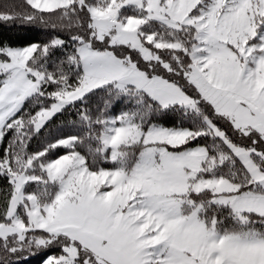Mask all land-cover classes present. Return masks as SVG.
<instances>
[{
    "label": "snow or ice",
    "instance_id": "1",
    "mask_svg": "<svg viewBox=\"0 0 264 264\" xmlns=\"http://www.w3.org/2000/svg\"><path fill=\"white\" fill-rule=\"evenodd\" d=\"M0 183V264H264V0H0Z\"/></svg>",
    "mask_w": 264,
    "mask_h": 264
},
{
    "label": "trees",
    "instance_id": "2",
    "mask_svg": "<svg viewBox=\"0 0 264 264\" xmlns=\"http://www.w3.org/2000/svg\"><path fill=\"white\" fill-rule=\"evenodd\" d=\"M18 33V36L16 35ZM11 35H14L18 42L27 43L29 40H40L44 37V33L38 30H25V29H12L10 31ZM36 141L32 142V147L35 148ZM3 188V183H0V189ZM2 195V192H0ZM50 254V253H49ZM27 257V259H24ZM45 258L44 252H37L35 255H30L28 253L21 254L20 261L21 264H42L43 259ZM15 259V258H13Z\"/></svg>",
    "mask_w": 264,
    "mask_h": 264
}]
</instances>
